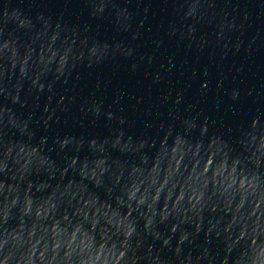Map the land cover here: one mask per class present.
<instances>
[{"label": "water", "instance_id": "95a60500", "mask_svg": "<svg viewBox=\"0 0 264 264\" xmlns=\"http://www.w3.org/2000/svg\"><path fill=\"white\" fill-rule=\"evenodd\" d=\"M0 264H264V0H0Z\"/></svg>", "mask_w": 264, "mask_h": 264}]
</instances>
